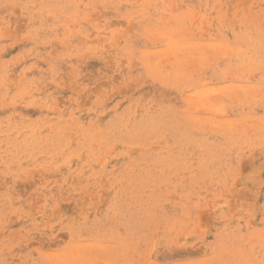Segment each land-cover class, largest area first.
I'll return each instance as SVG.
<instances>
[{"label": "rangeland", "instance_id": "obj_1", "mask_svg": "<svg viewBox=\"0 0 264 264\" xmlns=\"http://www.w3.org/2000/svg\"><path fill=\"white\" fill-rule=\"evenodd\" d=\"M0 264H264V0H0Z\"/></svg>", "mask_w": 264, "mask_h": 264}]
</instances>
